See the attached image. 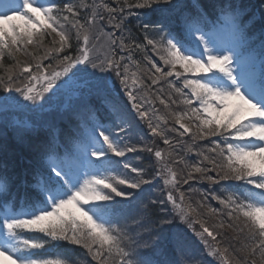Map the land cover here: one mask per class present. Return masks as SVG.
I'll use <instances>...</instances> for the list:
<instances>
[{
    "label": "snow or ice",
    "instance_id": "snow-or-ice-1",
    "mask_svg": "<svg viewBox=\"0 0 264 264\" xmlns=\"http://www.w3.org/2000/svg\"><path fill=\"white\" fill-rule=\"evenodd\" d=\"M112 2L115 7L106 0H0V125L15 130L27 153L25 173L31 176L14 191V179L0 173V264H69L63 254H43L61 241L81 246L95 264H194L183 257L184 241L176 234L172 240L177 261L161 258V232L177 220L201 239L217 264H264V28L250 34L255 18L245 19L247 9L233 0L211 5L215 19L199 0H193L191 10L183 0ZM154 5L167 6L163 19L140 24L144 42L138 43L126 22L133 9L151 10ZM84 10L87 15L81 16ZM173 17L179 19V33L171 30ZM100 20L112 30L97 28ZM102 37L103 43H98ZM46 38H51V47L45 46ZM30 45L37 51H30ZM149 47L162 65L146 54ZM135 51L145 53L149 67L141 68V61L133 59ZM18 54L31 59H18ZM5 57L12 62L8 66ZM46 60L54 63L45 64ZM145 77L150 84L144 83ZM162 80L171 90L167 100L161 97ZM61 95L79 103L54 108V99ZM121 95L130 103H122ZM94 99L100 100L106 117L98 115L101 109ZM157 100L168 109L182 106L170 112L179 127L169 128L168 120L158 115ZM22 107H47L56 115L38 121L9 120V113ZM132 116L146 122L151 135L162 137L165 145L171 146L173 132L180 137L191 134L193 144L216 137L207 150L211 155L199 153L202 160L185 164L191 171L177 179L172 164L183 160L169 162L165 156L171 158L170 152L155 150L160 168L156 177L145 179L142 167L117 159L153 151L127 142ZM185 119L194 121V127ZM62 121L67 129L60 126ZM129 169L135 177L125 178ZM193 172L213 183L244 182L259 191L218 196L222 209L197 211L203 202L193 207L183 192L173 195L181 181L187 184L194 178ZM158 177L168 188L171 218L149 220L148 204L140 215L126 217V207L137 199L132 190L151 186ZM201 215L221 218L209 226ZM226 221L246 241L239 248L236 237H228L224 247L217 241L227 237Z\"/></svg>",
    "mask_w": 264,
    "mask_h": 264
},
{
    "label": "trees",
    "instance_id": "trees-1",
    "mask_svg": "<svg viewBox=\"0 0 264 264\" xmlns=\"http://www.w3.org/2000/svg\"><path fill=\"white\" fill-rule=\"evenodd\" d=\"M263 4H264V0ZM106 2H109L112 4L113 7H115V3L112 2V0H106ZM61 3H63V1L61 0ZM87 15V10H84L81 12V16H85ZM103 27H107L106 23L102 24ZM71 43H74V41H72L70 39ZM44 44L47 45L48 47H51L52 45L49 43L48 38H46L44 40ZM32 50L33 51H37V49L35 47L32 46ZM69 52H71V50H68ZM141 55L144 56L145 53L140 51ZM147 55H149L148 53H146ZM22 58H25L24 55H22L20 58L23 60ZM12 62L5 57L4 60V64L5 66L10 65ZM143 68H147L146 66ZM148 83L145 84H150L151 81L147 80ZM146 81V82H147ZM163 82V81H161ZM153 90L155 89L154 85L152 86ZM171 135L173 137H175V135L173 133H171ZM176 138V137H175ZM26 140L28 139V137L25 138ZM182 145L184 144H188L186 142H182ZM183 149V147L181 146V150ZM193 149H191V151L189 150H184L183 152H192ZM27 155L25 149L22 147L21 144L18 143L17 139L9 136L7 138H2L0 136V173H7V175H9L10 177H12L14 179V184H19L20 182L24 181L26 178L23 176V174L25 173L26 167H27V162L25 160V156ZM182 159H185V154L181 155ZM193 189L195 191H197L198 195L200 198H203L204 195H201V189H199L197 186H194ZM151 213H152V218H156V216L158 215V210L152 208L151 209ZM227 221H226V225H227ZM227 232V235L230 236H234L235 232L231 231L230 229H225ZM170 248L173 249V246L170 245ZM58 252V254H63L62 258H67L68 261L69 260H73L74 262H70L69 264H92L91 261H89V256L86 255V250L81 248L80 246H76V245H71V244H67L64 243L62 244V248H59L56 250Z\"/></svg>",
    "mask_w": 264,
    "mask_h": 264
},
{
    "label": "rangeland",
    "instance_id": "rangeland-1",
    "mask_svg": "<svg viewBox=\"0 0 264 264\" xmlns=\"http://www.w3.org/2000/svg\"><path fill=\"white\" fill-rule=\"evenodd\" d=\"M50 39H51V38H48L49 43L51 44ZM56 39L58 40L59 37H56ZM45 46H47V45H45ZM33 47H34V46H33ZM47 47H48V46H47ZM29 49H30V51H33L31 45L29 46ZM33 52H36V51H33ZM25 57H27V56H25ZM27 58L30 59V57H27ZM22 59H24V58H22ZM44 63L47 64V63H54V62L51 61V60H46V61H44ZM166 70H167V69H166ZM177 70H181V71H182V69H180L179 66L177 67ZM73 71H75V69H74ZM189 78H192V77H189ZM16 95L18 96V94H16ZM18 98H19V97H18ZM184 123L188 124L190 127H194V123H191V122H189V121H185Z\"/></svg>",
    "mask_w": 264,
    "mask_h": 264
}]
</instances>
